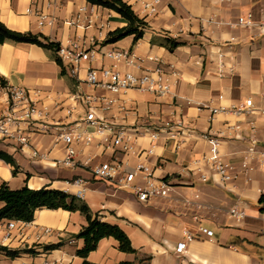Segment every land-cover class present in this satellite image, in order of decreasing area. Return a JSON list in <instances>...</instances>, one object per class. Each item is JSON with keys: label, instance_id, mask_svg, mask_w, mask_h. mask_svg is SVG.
Segmentation results:
<instances>
[{"label": "crops", "instance_id": "0c3cea01", "mask_svg": "<svg viewBox=\"0 0 264 264\" xmlns=\"http://www.w3.org/2000/svg\"><path fill=\"white\" fill-rule=\"evenodd\" d=\"M122 1L147 28L137 41L131 35L104 45L109 32L127 25L111 10L84 0H36V5H31L32 0H0V22L7 29L41 34L63 48L75 41L93 56L81 61L77 76L71 77L49 51L26 43L0 44V114L6 107L7 89L19 86L38 99L49 123L77 125L93 136L89 145L77 146L75 168L55 164L64 154V145L55 143L54 136H32V145L42 156L36 160L13 142L0 141V151L17 166L13 175V168L0 160V186L6 184L11 190L46 187L78 196L101 222L118 226L135 252H121L116 240L104 238L86 259L78 257L83 240L75 236L86 225L85 217L79 212L40 209L24 228L18 221L19 230L11 232L6 244L1 238L7 220L0 222V245L34 251L13 259L0 254V264L43 260L49 264H264V212L259 203L264 190V33L259 29L264 23V0H157L154 14L145 11L143 4L155 0ZM30 6L41 9L54 24H40L33 13H26ZM83 6L87 11L80 14L77 26L67 25ZM248 14L254 22L251 28H229ZM167 40L179 45L169 51ZM113 51L132 52L142 60V68L155 67L149 58L171 66L178 77L171 80L170 93L156 96L129 90L115 95L88 86V68L140 73L109 59L106 55ZM85 96L114 101L110 112L102 116L125 126L131 136L140 133L132 153L113 148L95 135L93 127L82 123L86 105L81 97ZM248 99L252 101L249 112L230 110L243 107ZM220 108L228 110L212 113ZM154 132L156 141L150 139ZM205 134L217 138V159L231 168L233 180L225 185L202 160L211 147ZM113 159L127 169L143 164L155 177L168 180L172 184L169 197L141 203L131 192L95 179L91 170ZM201 176L207 181L201 182ZM79 190L82 193L77 195ZM233 207L244 217H232ZM41 227L50 228L52 235L39 238ZM200 227L213 236L205 237ZM184 231L194 238L186 240ZM182 241L186 249L177 254L176 246ZM51 244L60 246L49 252L41 249Z\"/></svg>", "mask_w": 264, "mask_h": 264}, {"label": "built area", "instance_id": "2783aa9c", "mask_svg": "<svg viewBox=\"0 0 264 264\" xmlns=\"http://www.w3.org/2000/svg\"><path fill=\"white\" fill-rule=\"evenodd\" d=\"M144 3L143 8L150 14L156 12L155 4ZM36 5V0H32L31 5ZM94 6V5H93ZM87 11V6L80 7L78 14L74 19L68 20L65 23L69 26H77V21L80 14ZM27 14L33 13L40 24H47L52 26L54 20L48 18L41 9H32V6L26 9ZM254 25L253 18L250 14L246 17H239L235 25H229V28L234 26L251 28ZM259 29L264 33V23L259 25ZM57 56L62 63V67L68 70L71 77L77 76L79 64L81 61H89L93 56L78 46L75 41L69 43L66 48L60 46ZM109 59L118 63L121 62L125 66L139 70V74L133 71H122L114 67H102L99 69L88 68L85 76V83L93 88L105 90L111 94H123L129 90H136L140 92L151 93L156 96L167 95L171 91V80L178 77L177 72L166 68L161 62H156L154 68H142V60L136 57L130 51H113L106 55ZM8 99L6 107L0 114V141L13 142L16 148L23 152L28 150L31 159L41 158L38 150L32 145V136L35 134L54 136L55 143H62L64 145V154L60 160H56L55 164L64 168H75L78 165L76 161L77 146L89 145L93 136L86 131L79 130L77 125H64L60 122H51L47 120L48 113L45 108L39 105L38 99L25 88L19 86H11L7 89ZM221 98V97H220ZM81 100L86 105V111L82 123L86 126L94 128L95 135L103 138L105 142H110L113 148H120L124 153L133 152V141L140 135L136 132L134 136L127 133L125 126L110 122L105 115L110 112L114 103L113 100L106 98H92L89 96L81 97ZM252 107V101L246 100L241 108L232 107L230 110L236 114L247 113ZM226 108L213 109L212 113L216 114L218 111H227ZM97 111L100 115H97ZM264 113V110H263ZM211 145L209 154L203 157V161L209 164L211 170L215 172L220 179V183L225 185L233 180L230 166L218 161V147L219 142L217 138L205 134L203 136ZM150 139L156 141L158 133L151 134ZM244 166V165H243ZM264 170V164H262ZM93 177L99 181L108 182L116 188L131 192L135 198L141 203H148L154 199H167L172 184L166 180L157 178L154 172L143 164H138L132 169L124 167L123 163L113 159L110 162L101 163L91 170ZM201 182H206L205 176L200 177ZM79 183V181H75ZM82 190L78 191L80 195ZM261 195L264 197V190H261ZM79 198L78 196H76ZM198 208V206H197ZM230 215L237 219L244 217V213L233 207L230 210ZM194 221L198 220L197 216L193 217ZM19 222L15 220H7L2 232V243H7L11 239V232L19 230ZM23 228L26 226L25 222L20 223ZM39 238L41 236H51L52 230L50 228H38ZM199 232L207 238L213 236V232L200 227ZM186 240L194 238L188 231L183 232ZM186 249V242H179L176 246L175 252L181 254ZM34 264V263H31ZM39 264H49L47 260H43Z\"/></svg>", "mask_w": 264, "mask_h": 264}, {"label": "trees", "instance_id": "16d2710c", "mask_svg": "<svg viewBox=\"0 0 264 264\" xmlns=\"http://www.w3.org/2000/svg\"><path fill=\"white\" fill-rule=\"evenodd\" d=\"M87 3L111 10L117 13L127 22V25L109 32L103 41L104 45L112 44L127 36H134L137 41L142 38L144 30L147 28L146 22L140 19L132 10L131 6L122 0H84ZM5 42L26 43L36 45L51 53L52 58L57 65L62 67V63L57 56L60 45L50 41L41 34H32L31 32H15L7 29L0 22V44ZM179 43L174 40H167L166 46L169 51L177 47ZM63 73V71H62ZM0 160L10 165L13 170L12 174L17 173L15 161L7 153L0 151ZM0 222L3 220H15L19 222L29 223L33 220L34 213L40 209L57 210L62 209L69 212H79L86 219V225L82 227L80 232L75 236L83 240V248L76 252L78 257L86 259L87 255L94 251L98 242L104 238H113L118 242V249L124 253H134L131 248L130 241L125 233L116 225L101 222L97 216L93 215L87 205L74 195L65 193L60 190L48 189L42 187L37 190L29 189L27 186L18 190H11L6 184L0 186ZM264 212V197L259 200ZM60 244L43 245V251H52L57 249ZM33 254L32 248H24L21 250H11L5 245H0V254L9 258H15L19 254ZM83 264H88L86 261Z\"/></svg>", "mask_w": 264, "mask_h": 264}]
</instances>
